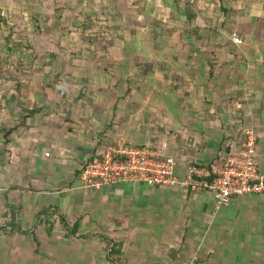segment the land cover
<instances>
[{
  "label": "crops",
  "instance_id": "1",
  "mask_svg": "<svg viewBox=\"0 0 264 264\" xmlns=\"http://www.w3.org/2000/svg\"><path fill=\"white\" fill-rule=\"evenodd\" d=\"M158 1L162 15L188 13L191 20L184 23L192 31L190 39L182 38V30L175 27L174 39H127V45L142 41L144 47L158 46L142 60L153 63L154 54L165 63L162 73L155 68L148 71L149 77L157 74L153 83L160 89L152 97L156 87L150 83L136 99L135 88H112L116 97H126L111 105L102 103V119L85 118L73 136H88L90 144L118 138L132 143L144 137L141 127L136 128L138 122L156 121L163 132L160 137L177 144L174 154L183 174L190 163H210L235 150L244 128L252 127L264 171V3L176 0L175 12L174 0ZM221 5L227 7L222 22L216 17ZM165 21V30L171 29V20ZM233 31H238L240 41L232 40ZM108 57L117 64L116 56ZM125 58L122 72L128 75L134 57ZM140 108L143 114H138ZM110 111V118H104ZM54 130L44 134L47 141H54ZM147 130L152 137L154 131ZM24 137L18 138L26 145ZM13 139L15 144L18 139ZM14 148L13 164L8 162L9 152L5 161L0 153V209L8 206L10 223L21 229L0 228V264H264V195L234 197L216 207L212 192L146 183L83 189L78 180L60 192L45 187L25 191L9 186H22L28 177L34 182V173H43L51 186L60 176L54 170L50 171L55 177L47 174L45 167L52 159L44 152L32 157ZM19 158L26 167L31 165V175ZM33 193L34 202L28 207L34 211L24 215L27 201L21 197L30 199ZM47 208L60 210L62 216L38 213ZM75 222V232L66 229L65 225L74 228Z\"/></svg>",
  "mask_w": 264,
  "mask_h": 264
},
{
  "label": "rangeland",
  "instance_id": "2",
  "mask_svg": "<svg viewBox=\"0 0 264 264\" xmlns=\"http://www.w3.org/2000/svg\"><path fill=\"white\" fill-rule=\"evenodd\" d=\"M258 1L264 3V0ZM175 2L176 0L172 3L175 4L173 10L177 12ZM187 2L190 3V0ZM158 3V0H0V153L5 161L6 152H9L11 157L8 162L13 164L14 146L19 147L23 153L34 155L32 157L49 151L48 158L52 161L46 165V172L50 177L57 174L60 176L50 186L43 173H34L37 178L34 182L28 177L22 186H9L10 188L38 191L39 187L53 192L72 188L74 184H78V170L81 165L94 157L97 148L101 151L103 147L114 142V139H95L90 144L88 136L86 139L73 136L75 132L79 133V126L86 123L84 119L88 118L92 122L95 119L101 120L104 115L102 103L110 104L116 98L119 101L126 97H116L111 91L112 88H135L136 99L143 96L144 87L150 83L156 87L152 97L160 89V85L153 83L157 74L149 77L148 71L143 72L147 65L142 60L143 56H150L158 51V46L144 47L142 41L127 45V39H143V36L174 39L177 36L174 34V27L177 31L182 30V38L190 39L192 31L188 23H184L185 20H191L188 13H181L180 16L172 12L170 16H165L160 13L162 11L159 10L161 7ZM142 7V17L145 20L139 26L151 30L144 31V35L140 33L132 36L130 28L141 18L136 13ZM221 8V13L216 14L220 22L225 16L222 12L227 10L225 5H221ZM165 19L171 20L168 22L172 25L171 29L165 30ZM104 38L113 41L109 49L96 46L93 42L95 39ZM232 38L239 39L238 36ZM110 54L119 56L116 57L117 64L112 62L113 67L109 69L106 61L109 62ZM132 55L139 56L140 63L134 60L127 75L122 72V68L127 67L125 57L130 58ZM153 57L154 54L152 59L155 60L152 64L157 69L156 72L162 73L165 67L162 70L159 67L162 63L159 57ZM148 59L150 60L149 57ZM137 110H140L138 114H143L141 108ZM110 115L111 111L104 118H110ZM141 125L143 121L138 122L136 128L141 127L140 133L144 137L132 144L153 145L158 150L163 147L167 154L177 156L174 154L177 144L169 138L160 137L163 132L160 131L162 129L158 122ZM48 129H55L52 142L47 141V136L44 137ZM147 129L154 131L152 137L147 136ZM18 137L26 138L23 140L26 145ZM13 138L18 139L15 144ZM165 152L162 153L166 154ZM19 156L21 158L23 155L19 153L17 157ZM20 158L17 159L20 165L26 167ZM24 170L30 174L31 165L28 164ZM50 170H54L55 175ZM34 194L30 199L21 197L23 201H27L24 215H30L34 211V208L28 207L34 202ZM5 210L7 217L10 214L8 206L0 209V213L3 211L0 228L6 232L20 230V225L19 227L10 223L9 217L5 219ZM38 213L62 216L56 208L42 209Z\"/></svg>",
  "mask_w": 264,
  "mask_h": 264
},
{
  "label": "built area",
  "instance_id": "3",
  "mask_svg": "<svg viewBox=\"0 0 264 264\" xmlns=\"http://www.w3.org/2000/svg\"><path fill=\"white\" fill-rule=\"evenodd\" d=\"M240 147L218 161L190 163L183 174L173 155L151 145H136L124 139L105 146L99 156L87 160L79 175L83 188L114 183H146L162 187L190 188L212 192L216 207L234 197L264 195V171L258 163L257 136L252 127L243 130ZM50 156L49 151L44 152Z\"/></svg>",
  "mask_w": 264,
  "mask_h": 264
},
{
  "label": "trees",
  "instance_id": "4",
  "mask_svg": "<svg viewBox=\"0 0 264 264\" xmlns=\"http://www.w3.org/2000/svg\"><path fill=\"white\" fill-rule=\"evenodd\" d=\"M223 8H224V6H222ZM225 9V8H224ZM227 11V10H226ZM225 11V12H226ZM143 12H144V8L142 7V8H138V13H136L137 15H141V18L140 19H138L137 21H135V25H133L132 27L133 28H130L131 29V31H130V35H132V36H137L138 34H140L141 33V35L143 34L144 35V31H145V27H141V26H139V23L140 24H142L143 23V21L145 20L142 16H143ZM228 27V26H227ZM233 36L234 37H236L237 36V34H238V31H233ZM257 34V33H256ZM236 35V36H235ZM199 36V35H198ZM145 36H143L142 38L145 40V38H144ZM235 39H238V38H235ZM232 40H233V38H232ZM93 42L96 44V46H100V47H104V48H107V49H109L110 48V46L112 45V43H113V41L111 40V39H109V38H104L103 40H99V39H95V40H93ZM188 53H190L191 52V49L190 50H188L187 51ZM110 56H114L113 54H110ZM119 55H116V57H118ZM134 58H133V60H135V61H137L136 63H140V61H139V56H133ZM106 58V60H107V56L105 57ZM104 58V59H105ZM109 59V62H107L106 61V63H107V65H108V67H109V69L110 68H112L113 67V63L112 62H114L113 60H110L111 59V57H108ZM105 61V60H104ZM120 62V61H119ZM144 62V61H143ZM115 63V62H114ZM135 63V64H136ZM147 66H146V68H145V70H143V72L144 73H146V71H149V70H152L153 68H154V66H153V64L152 63H148V62H144ZM159 67L163 70L164 69V65L161 63V64H159ZM147 69V70H146ZM106 70V69H105ZM113 71V70H112ZM174 77H176V76H174ZM243 138H244V136H243ZM101 141H103V140H101ZM100 141V142H101ZM116 141H114L113 143H115ZM241 142L242 141H240V144H239V146H237V148H235V150H237L239 147H240V145H241ZM113 143H111V144H113ZM131 143V142H130ZM146 145V144H145ZM104 148V147H103ZM230 152H232V150L230 151ZM229 152V153H230ZM95 155L94 156H99V152H96L95 151V153H94ZM220 158H218V159H216L215 161H218ZM214 162V161H213ZM86 163V162H85ZM85 163H83L82 165H81V168H79V175H80V173L82 172V169H83V166L85 165ZM77 223L75 222L74 223V228H69L68 227V225H65V227H66V229L67 230H69L70 232H75V230L77 229ZM114 250H118L117 249V247L116 246H114V248H113Z\"/></svg>",
  "mask_w": 264,
  "mask_h": 264
}]
</instances>
